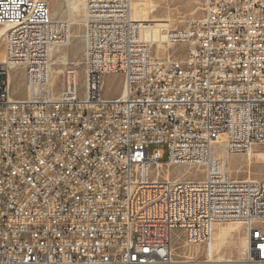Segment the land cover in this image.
Returning <instances> with one entry per match:
<instances>
[{
	"label": "built area",
	"instance_id": "built-area-1",
	"mask_svg": "<svg viewBox=\"0 0 264 264\" xmlns=\"http://www.w3.org/2000/svg\"><path fill=\"white\" fill-rule=\"evenodd\" d=\"M133 1L84 0L80 66L61 63L55 93L71 23L44 0H0V264H264V177L232 178L214 155L264 153V0H202L180 28L133 19ZM231 222L244 246L218 256L212 234Z\"/></svg>",
	"mask_w": 264,
	"mask_h": 264
},
{
	"label": "rangeland",
	"instance_id": "rangeland-1",
	"mask_svg": "<svg viewBox=\"0 0 264 264\" xmlns=\"http://www.w3.org/2000/svg\"><path fill=\"white\" fill-rule=\"evenodd\" d=\"M49 8V12L52 18L67 19L69 22L68 8L69 1L71 0H44ZM80 3L83 0H79ZM155 5V10L152 12L151 17L154 21H164L170 25L172 28L184 27L187 22L191 19L198 18L202 15V0H151ZM67 4V5H66ZM82 12V13H81ZM84 10L79 7L77 13L78 24H71V33H76V37H72L70 45L61 48V50L54 52V58H57L59 55L66 52L67 61L71 64L80 66L82 59V53L84 48L83 40V24ZM81 17V18H80ZM83 18V19H82ZM79 19H81L79 21ZM75 28V29H74ZM74 30V32L72 31ZM0 38V59L3 56L2 46L3 41ZM57 52V53H56ZM152 52H155V48H152ZM163 53H159L162 55ZM61 63L56 62L54 68L61 67ZM12 85H11V94L15 97H24V84H23V75L21 70L13 69L11 71ZM55 87L54 92L57 93L61 88L62 77L60 74L54 79ZM84 73L83 69L79 67V83L80 88L83 87ZM103 94L107 98H116L119 96L122 89V75L120 73L107 74L103 76ZM156 146V145H151ZM163 147V145H159ZM150 147V148H151ZM254 151H259L260 146L254 145L252 148ZM225 161V169L232 178H246L247 176L262 178L264 177V163L263 159L256 160L254 155H247L244 152H237L231 154H225L222 157ZM250 158V159H249ZM251 161V163H248ZM156 170V167H150V175H153ZM168 173L171 177H180L186 176L190 178H196L200 175V172L196 167L191 166H173L168 168ZM227 223H224V225ZM239 235H242V231L235 232L233 234V240L228 245L221 247L217 252L218 256L225 257H236L239 256ZM181 240L174 235L172 237V244L175 248H178V251L181 254L194 253L196 255H202V251H199L194 246H188L181 244ZM200 252V253H199Z\"/></svg>",
	"mask_w": 264,
	"mask_h": 264
},
{
	"label": "bare ground",
	"instance_id": "bare-ground-1",
	"mask_svg": "<svg viewBox=\"0 0 264 264\" xmlns=\"http://www.w3.org/2000/svg\"><path fill=\"white\" fill-rule=\"evenodd\" d=\"M69 2L70 3H69V8H68V15H69L70 23L71 24H75V23L78 24L77 13L79 11L80 5H81V8L84 10V0L81 3L79 0H71ZM154 7H155V5L151 0H134L132 2V5H131V16L133 19L139 20V21H154V19H152V17H151L152 12L155 10ZM81 17H83V16H81ZM80 20L81 19H79V21ZM81 24H83V22ZM5 30H6L5 26H0V38L2 37V34L4 33ZM72 31L74 32V30H72ZM70 36L76 37V33L70 32ZM155 36H156V33H154V37ZM70 41H71V38H70ZM59 50H61V48H57L53 51L59 52ZM54 52L52 54H54ZM66 56H67L66 52H64V54H62V55H59L57 58L53 59V64H55L56 62L62 63L65 59H67ZM61 72H62V66L57 67V68L52 67L51 75H50L51 76V80H50L51 84L53 83L54 79ZM225 154L226 153L223 152V150L220 147H216L214 150V155L216 157L222 159L223 161H224V159L222 157ZM248 155L249 156L254 155L256 160L264 158V153L262 151H254L252 148L249 150ZM248 163H251V161H248ZM224 164H225V161H224ZM239 230H241V228H240V224L237 222H231V223H227L225 225L224 224L216 225L214 232L212 234V238H211V245H210L211 249L217 253L221 249V247L228 245L230 242L234 241L232 239L233 234L235 232H239ZM243 246H244V237H243V235H239V255H240V252H241Z\"/></svg>",
	"mask_w": 264,
	"mask_h": 264
}]
</instances>
